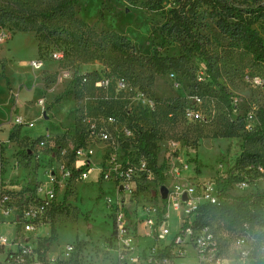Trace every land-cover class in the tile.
<instances>
[{
    "label": "rangeland",
    "instance_id": "obj_1",
    "mask_svg": "<svg viewBox=\"0 0 264 264\" xmlns=\"http://www.w3.org/2000/svg\"><path fill=\"white\" fill-rule=\"evenodd\" d=\"M59 1L0 0L2 189L17 199L18 192L34 186L37 177L42 182L47 180L46 168L55 166L59 171L65 163L78 166L70 153L74 146L89 141L96 150L94 172L88 180L68 182L66 190L58 195L60 203L53 214L52 224L38 229V234L46 239L52 236L53 229L56 230L57 239L49 248L52 254H60L68 245L76 248L80 242H85L79 251L75 249L71 253L65 263L76 253L77 264L128 263L123 259L127 250L122 248L118 237L116 202L124 203L122 212L125 214L126 234L137 237L139 248L146 249L156 243V229L143 226L146 214L166 219L161 194L163 185L170 192H183L192 187L200 191L231 172L235 176L230 189L232 194L239 196L264 191V173L244 171L246 161L251 158H257L264 165V146L252 141L243 148L244 135L258 125V111L264 108V68L256 64L251 55L231 46L208 11L202 14V33L208 38L207 49L219 72L218 80L237 105L233 111L223 92L215 85L210 86L211 93L195 103L191 88L177 73L156 76L150 85L148 73L142 77L140 85L117 73L114 66L126 64L122 62L124 58L118 57L122 54L110 49L101 53L96 45L85 47L76 41L70 43L67 35L57 29L56 20H45L42 14L54 8ZM174 7V0H166L161 8L156 9L150 8L147 0H106L105 3L104 0H79L73 11L80 19L91 23L99 21L95 34L97 39L103 41L100 33L114 30L127 39L140 56L150 57L161 39L152 35L154 27L162 24ZM19 16L35 17L37 22L24 30L15 25ZM10 17L14 19L7 20ZM254 28L264 39V25L256 24ZM64 50L67 52L63 56ZM56 52L61 53L62 58H55ZM179 52L180 40L172 37L163 54L175 56ZM34 61H41L40 69L33 66ZM192 64L196 75L202 79L206 65L199 54H193ZM84 74H88L89 80L81 83L80 78ZM103 77L110 79L108 87L96 85ZM75 78L78 79L73 83ZM120 81H124L125 88H118ZM68 87L70 94L57 101ZM139 87L156 101L154 107L136 98ZM42 99L46 101L45 106L38 103ZM167 104L177 105L179 109L194 104L200 109L203 119L188 121L178 113L175 122H171L167 119ZM113 116L119 118L118 124L110 123L109 118ZM18 118L26 123L20 126L11 141L9 135L18 126ZM29 122L34 126L27 125ZM242 122L246 124L244 129ZM127 124H137L157 132L160 147L156 168L163 166L161 173L148 169L142 172V158L136 148L124 149L122 125ZM93 128L98 133L105 131L110 139L87 140ZM40 137H48L44 148L39 145ZM188 148H192L196 155L194 164L186 161ZM61 150H65V154L68 152V157H61ZM35 153L40 154L39 159ZM52 153L56 159L47 166V158ZM241 155L243 159L239 162ZM222 156L227 158L225 165L219 162ZM126 160H130L137 173L132 181L124 184L118 180L115 170ZM102 166L103 171H99ZM180 211H174L166 220L165 226L170 228V234L160 244H170L178 233ZM200 221L209 224L219 241L223 264L226 261L249 264L253 256H264V241L251 236H246L242 247L236 246L239 229L226 216L205 215L200 216ZM148 232L150 235H146ZM243 252H246V257L242 256ZM189 262L196 264L195 258Z\"/></svg>",
    "mask_w": 264,
    "mask_h": 264
},
{
    "label": "trees",
    "instance_id": "obj_2",
    "mask_svg": "<svg viewBox=\"0 0 264 264\" xmlns=\"http://www.w3.org/2000/svg\"><path fill=\"white\" fill-rule=\"evenodd\" d=\"M133 2L134 0H126ZM166 0H147L150 8H161ZM176 7H174L164 22L154 27L152 35L160 37L157 43L154 54L150 57L140 56L134 49V46L123 36L114 30L101 32L103 41L97 39V25L99 21L88 22L85 19L76 17L73 8L78 4L79 0H60L59 3L49 11L43 13L46 21L56 20L60 29L67 35L68 41L71 43L76 41L83 44L85 47L96 45L99 52H106L110 49L112 52L122 54L118 57L124 58L122 62L126 64L117 63L114 70L122 75L129 77L140 85L143 76L148 73L149 82L152 84L156 76L165 75L168 72L179 74L187 82L191 88L192 97L203 98L207 93H211V85L218 86L223 92L225 101L234 109L237 105L233 103V97L227 93L225 88L219 82V72L216 69L213 56L207 49L208 38L202 33V14L207 12L209 16L215 21L218 30L230 42L231 46L236 49H242L245 53L251 55L253 61L264 68V39L254 28L256 24L264 25V0H174ZM106 0H104V3ZM13 17L7 20H13ZM101 19V18H100ZM37 22L35 17L19 16L15 19V25L24 30L28 25H35ZM172 37L180 40V52L175 56H167L163 54V49L169 43ZM67 51L64 50L63 56ZM125 53V54H123ZM193 54H199L206 65L204 77L199 79L196 75L195 67L192 64ZM125 55V56H123ZM124 65V66H122ZM89 80L88 74H84L80 78ZM124 77V76H123ZM78 78L73 80L76 82ZM124 80V79H123ZM139 90L141 88L139 87ZM144 92V90L142 91ZM145 93V92H144ZM70 94V87H68L63 94H61L57 101H60L65 95ZM146 94V93H145ZM183 109H179L177 105L167 104V119L175 122L177 114L181 113L183 116ZM241 119V118H238ZM258 125L252 127L243 137V148L249 142H259L264 146V108H260L257 114ZM245 122H242V129L245 128ZM126 127L132 131L133 137H124V149L129 151L133 146L137 150L140 158H142L147 165V168L152 171L161 173L163 166H157V152L159 150L158 134L152 129H144L141 126L127 124ZM20 126H16L10 132L9 138L12 141L16 133L19 132ZM42 137V136H41ZM39 138L40 142L42 138ZM83 144L80 143L78 145ZM54 151V150H52ZM57 151V150H56ZM55 153V152H54ZM245 152H243V155ZM54 154L52 153L47 161V166H51L54 161ZM126 155V154H125ZM130 155V154H128ZM126 155V156H128ZM129 157V156H128ZM186 161L194 164L197 161L196 155L192 148H188L185 154ZM226 157L222 156L220 161L222 165L226 164ZM243 159L241 155L239 162ZM264 165L257 159L251 158L246 161L244 171L258 172V167ZM235 176L231 172L217 180L216 185L218 189V199L215 204H204L198 209L196 217V225H206L202 223L200 216L220 214L226 216L229 221L239 229L237 236H251L253 238L264 241V191L249 193L246 195H234L230 192ZM3 180L0 173V196L4 193L12 194L2 189ZM30 192V188L18 192L19 201L23 196ZM166 203V201H164ZM58 206L52 211V216ZM166 212V207L164 209ZM54 228V227H53ZM89 233V230H88ZM236 236V237H237ZM57 239L56 230L53 229V234L49 239H44L39 243V249H49L50 245ZM85 242H80L74 250H80ZM78 253L73 256L69 262L62 264H77ZM264 263V256H253L249 264Z\"/></svg>",
    "mask_w": 264,
    "mask_h": 264
},
{
    "label": "built area",
    "instance_id": "obj_3",
    "mask_svg": "<svg viewBox=\"0 0 264 264\" xmlns=\"http://www.w3.org/2000/svg\"><path fill=\"white\" fill-rule=\"evenodd\" d=\"M54 57L62 58V54L56 52ZM33 66L40 69L42 63L41 61H34ZM171 75L174 76V74ZM87 81V78L84 77L83 82ZM256 81L260 83V80L257 79ZM96 85L98 87H108L110 79L103 77L96 82ZM117 86L122 89L126 87V84L124 81H120ZM136 98L151 107L156 105L154 99L140 90H137ZM192 99L195 103L201 100L199 97H192ZM38 103L41 106L46 105L44 99L39 100ZM183 117L188 121L203 119L200 109L194 104L184 109ZM109 120L112 124H118L119 122V118L116 116L110 117ZM25 123L23 119H17L18 126H22ZM27 125L34 126L32 122L27 123ZM89 132L87 140L92 138L100 140L110 139L109 134L105 131L98 133L93 128ZM122 133L124 137H133L132 131L123 125ZM47 141L48 137H44L39 142V145L44 148L47 145ZM70 153L74 161L79 164L78 166H70L65 163L62 164L59 171L55 169V166L46 168L47 180L42 182L37 177L34 186L29 187L30 192L23 196L20 201L19 198L14 199L13 195L9 193H4L0 196V264H62L66 259L70 258L75 248L74 245L66 246L60 254H52L50 249H39L40 241L46 238L38 234L39 228L52 224V211L60 203L58 195L62 190H66L68 182L73 179L88 180L95 170L93 157L96 155V150L90 145L89 141L74 146L70 149ZM60 154L61 157H68V152L65 154V150H61ZM35 157L39 159L40 154H36ZM55 159L56 156H54ZM126 161L115 170L118 180L124 184L132 181L137 173L130 160ZM141 162V171H148L146 162L143 159H141ZM103 167L98 170L103 171ZM185 169H187V166H185ZM258 172L264 173V168L259 166ZM217 194L216 183L206 185L200 191L196 187L189 188L183 192L168 191L167 199H162L163 213L167 214L166 219L160 220L156 215L146 214L143 226L144 228L156 229L154 234L156 243L143 250L139 248L137 237L131 233L126 234L125 214L122 212L124 203L117 200L118 237L122 248L127 250L123 256V259L128 262L126 264H192L189 262L191 258H195L196 264H223V252L220 243L210 230V227L196 225L199 207L207 203L215 204L218 199ZM184 195L186 199H184ZM109 202L111 203L112 200H109ZM165 207L166 212H164ZM179 210H181V225L178 233L170 244H160L170 234V228L165 226L166 220L174 211ZM146 235H150V232L146 233ZM246 239V236H237L235 240L236 246L242 247ZM191 251H193V254H191ZM62 253L63 255H61ZM242 256L246 257V252H243Z\"/></svg>",
    "mask_w": 264,
    "mask_h": 264
},
{
    "label": "water",
    "instance_id": "obj_4",
    "mask_svg": "<svg viewBox=\"0 0 264 264\" xmlns=\"http://www.w3.org/2000/svg\"><path fill=\"white\" fill-rule=\"evenodd\" d=\"M120 190H123V187H120ZM168 187L163 185L161 187V194H162V199H167V196H168ZM184 199H186V196L184 195Z\"/></svg>",
    "mask_w": 264,
    "mask_h": 264
},
{
    "label": "clouds",
    "instance_id": "obj_5",
    "mask_svg": "<svg viewBox=\"0 0 264 264\" xmlns=\"http://www.w3.org/2000/svg\"><path fill=\"white\" fill-rule=\"evenodd\" d=\"M225 264H230V262L226 261Z\"/></svg>",
    "mask_w": 264,
    "mask_h": 264
}]
</instances>
